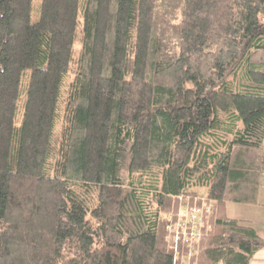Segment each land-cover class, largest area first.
Listing matches in <instances>:
<instances>
[{"label":"trees","instance_id":"trees-1","mask_svg":"<svg viewBox=\"0 0 264 264\" xmlns=\"http://www.w3.org/2000/svg\"><path fill=\"white\" fill-rule=\"evenodd\" d=\"M32 1L0 0V264H248L264 0Z\"/></svg>","mask_w":264,"mask_h":264},{"label":"crops","instance_id":"crops-1","mask_svg":"<svg viewBox=\"0 0 264 264\" xmlns=\"http://www.w3.org/2000/svg\"><path fill=\"white\" fill-rule=\"evenodd\" d=\"M225 213L228 217L238 219L242 224L252 226L260 236L264 237V174L259 178L257 202L227 201ZM248 264H264V247L252 254Z\"/></svg>","mask_w":264,"mask_h":264},{"label":"built area","instance_id":"built-area-1","mask_svg":"<svg viewBox=\"0 0 264 264\" xmlns=\"http://www.w3.org/2000/svg\"><path fill=\"white\" fill-rule=\"evenodd\" d=\"M209 209L210 205L206 203L181 208L177 213L176 220L169 226V231L174 241L184 240L188 243L189 248L192 249L193 242L199 236L198 226L202 215L207 213Z\"/></svg>","mask_w":264,"mask_h":264},{"label":"rangeland","instance_id":"rangeland-1","mask_svg":"<svg viewBox=\"0 0 264 264\" xmlns=\"http://www.w3.org/2000/svg\"><path fill=\"white\" fill-rule=\"evenodd\" d=\"M40 2H41V0H33L32 1L31 19L33 21H35L36 19H38ZM229 202H231V201H229Z\"/></svg>","mask_w":264,"mask_h":264}]
</instances>
